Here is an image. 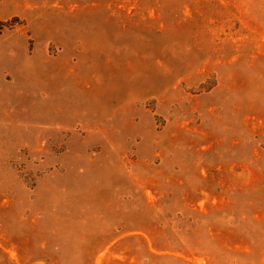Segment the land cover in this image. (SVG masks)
<instances>
[{
    "label": "rangeland",
    "instance_id": "1",
    "mask_svg": "<svg viewBox=\"0 0 264 264\" xmlns=\"http://www.w3.org/2000/svg\"><path fill=\"white\" fill-rule=\"evenodd\" d=\"M0 19V264H264V0Z\"/></svg>",
    "mask_w": 264,
    "mask_h": 264
},
{
    "label": "trees",
    "instance_id": "2",
    "mask_svg": "<svg viewBox=\"0 0 264 264\" xmlns=\"http://www.w3.org/2000/svg\"><path fill=\"white\" fill-rule=\"evenodd\" d=\"M5 28H6V23L0 19V34L4 31ZM113 264H135V263H130L129 261H127V262H118Z\"/></svg>",
    "mask_w": 264,
    "mask_h": 264
}]
</instances>
